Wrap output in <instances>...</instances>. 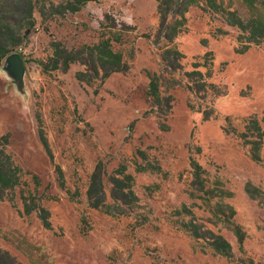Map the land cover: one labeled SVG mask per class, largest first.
Listing matches in <instances>:
<instances>
[{"label": "rangeland", "instance_id": "374dc122", "mask_svg": "<svg viewBox=\"0 0 264 264\" xmlns=\"http://www.w3.org/2000/svg\"><path fill=\"white\" fill-rule=\"evenodd\" d=\"M34 1L33 20L12 22L14 32L30 31L11 47L25 62L21 93L3 70L8 56L0 67V137H9L6 151L23 169L14 200L0 201V264H264V43L241 53V31L205 0H179L173 42L159 32L157 0H97L64 17L40 13L55 0ZM214 1L243 16L262 12L253 0ZM103 39L124 53L127 73L88 85L76 78L80 64L66 73L40 65L53 42ZM209 52L212 67L197 69L217 88L198 97L186 74ZM175 60L176 70L167 67ZM162 71L161 96L172 98L167 117L148 95ZM99 164L108 204L121 166L134 179L124 214L90 206ZM149 164L161 170L137 172ZM22 195L48 211L49 225L39 210L26 211Z\"/></svg>", "mask_w": 264, "mask_h": 264}, {"label": "trees", "instance_id": "16d2710c", "mask_svg": "<svg viewBox=\"0 0 264 264\" xmlns=\"http://www.w3.org/2000/svg\"><path fill=\"white\" fill-rule=\"evenodd\" d=\"M55 1L56 3L52 2L50 4L51 6L49 9H47L45 5L39 8L42 16L55 15L64 17L66 14L80 12L89 2H97V0ZM208 1L210 2V6L214 8L215 13L223 17L224 23L236 27L241 31L239 37V43L242 46V48L239 49L241 53L246 52L253 45L260 46L264 43V0H253L259 3L262 7V12L250 16H243L237 10L224 8L220 6L217 1L205 0L206 3H208ZM157 2L158 10L161 14L159 32L164 35L168 42H173L176 33L168 34V30L172 29L170 28V16L174 17L175 15L182 14V9L179 8L180 2L179 0H157ZM37 8L38 5L34 0H0V67L4 59L14 52L11 47L21 44L24 38H27L30 34L29 29H27L24 35L14 32L12 30V22L15 21L17 17H21L24 20H33L34 11ZM22 26L21 28H24L26 25ZM118 26L120 27L121 25ZM114 42L115 41L110 39H103L96 45H82L80 47H67L60 42H53V55L48 61L41 62L40 65L45 73H52L54 71L66 73L71 69L73 64H80L84 67V70H80L76 73V78L79 82L92 85L94 81L100 80L103 84L112 74L127 73L130 69L129 61L125 59L124 53L114 49ZM173 52L176 56L183 57L182 53L177 49ZM211 55L212 53L209 52L204 57V59L207 60L205 63L194 65L196 70L186 74L189 77V82L186 86L196 96H198L201 91L207 94L210 90L213 91L217 88L214 83L208 80L211 78V73L208 74L206 78V75L197 69L200 66H204L205 68L209 66L211 68L213 65V57L211 59L209 58ZM178 64L176 60L175 62L171 61L170 65L167 67L176 70ZM210 71L211 69L209 72ZM162 76L163 71L161 75H154L151 78L148 95L153 98L154 104L159 110L158 114L167 117L172 109V98L161 96L160 84L164 80ZM221 94H223L222 91L216 92L218 96ZM205 119L208 120L209 117L206 115ZM8 144V136L0 137V201L14 200L13 196L15 190L20 187L23 177V169L14 161L12 155L6 151ZM144 159L146 160V156ZM148 166L151 165H138L137 172H157L161 170L159 166ZM191 166L194 170L193 172L196 180L200 181L203 172L201 165L198 164L196 160L192 159ZM126 171V167L121 166L118 169V173L122 181L119 179L110 180L112 184L114 183L110 191L113 203L108 204V196L104 183L106 174L103 173L102 165H98L91 176L89 188L87 190L88 201L92 208L101 209L110 214H124L126 212L124 208L126 205L130 204V195L133 194L132 186L134 181L132 176L127 175ZM57 172L59 173L60 187L69 193L62 169L57 167ZM33 183L36 184L35 191L37 193V186L39 185L38 180L35 178ZM201 183L203 186V182ZM22 199L25 202L27 212L39 210L43 224L45 226L47 224L49 225V213L45 208L38 205L31 207L27 203V199L24 195H22Z\"/></svg>", "mask_w": 264, "mask_h": 264}, {"label": "water", "instance_id": "95a60500", "mask_svg": "<svg viewBox=\"0 0 264 264\" xmlns=\"http://www.w3.org/2000/svg\"><path fill=\"white\" fill-rule=\"evenodd\" d=\"M3 70L12 80L19 93H21L23 91L24 75L26 71L23 58L18 53L9 55L5 60Z\"/></svg>", "mask_w": 264, "mask_h": 264}, {"label": "crops", "instance_id": "0c3cea01", "mask_svg": "<svg viewBox=\"0 0 264 264\" xmlns=\"http://www.w3.org/2000/svg\"><path fill=\"white\" fill-rule=\"evenodd\" d=\"M8 79L11 81V79L8 77Z\"/></svg>", "mask_w": 264, "mask_h": 264}]
</instances>
